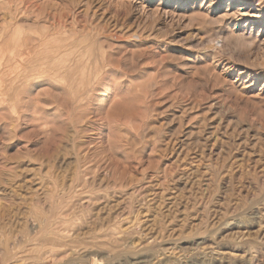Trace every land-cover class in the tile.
<instances>
[{"label":"rangeland","instance_id":"rangeland-1","mask_svg":"<svg viewBox=\"0 0 264 264\" xmlns=\"http://www.w3.org/2000/svg\"><path fill=\"white\" fill-rule=\"evenodd\" d=\"M26 35L55 69L0 87V264H264V0H0Z\"/></svg>","mask_w":264,"mask_h":264},{"label":"bare ground","instance_id":"bare-ground-1","mask_svg":"<svg viewBox=\"0 0 264 264\" xmlns=\"http://www.w3.org/2000/svg\"><path fill=\"white\" fill-rule=\"evenodd\" d=\"M29 36L30 35H26V39L24 40V37L23 39H20V40H16V41H13V42H10L9 43H6V44H3L0 46V75L2 77V81L0 82V87L2 86H6L5 85V80H4V77H8L10 75H15V78H14V81L17 83V82H26L27 83V79L28 77L26 75H28L29 73L31 74H40V75H43L44 76L46 75V71L50 73V70H53L55 69L54 66L52 65H46L45 62H44V57H40V55L38 57H36V54H35V57L33 56L32 53H36L37 50H41L40 49V46H36V45H30L29 41ZM39 38V37H38ZM37 40V39H36ZM40 41V40H39ZM71 42V41H70ZM37 43V41H36ZM67 44V43H66ZM21 45V46H19ZM68 45V44H67ZM55 51V50H54ZM77 51V50H76ZM69 52V49H66L64 48L62 50V57H64V55H67ZM106 52V51H104ZM56 54V53H55ZM105 54V53H104ZM106 55V54H105ZM103 56V54H102ZM71 57V56H70ZM78 57V56H77ZM88 57V56H87ZM86 57V58H87ZM106 57L105 56V60L103 62V65L101 67H99V70L97 73V76L94 78V79H91L90 81L86 82V87L88 86L89 89L91 90H96V89H99V88H106V86H108V82H107V79H108V73L111 72V71H115L116 69L118 70H121V72H118V73H122L123 75V70H122V67H120V65L118 63H115L112 58H107L108 60H106ZM69 58V57H68ZM67 58V59H68ZM91 58V57H90ZM78 59V58H77ZM76 59V60H77ZM103 59V58H102ZM75 60V59H73ZM85 60V59H84ZM87 60V59H86ZM47 61V60H46ZM100 61V59H99ZM61 62V61H60ZM74 62V61H72ZM70 62V63H72ZM76 62V61H75ZM72 63L73 65H68V64H62L61 66H57L56 68L57 69H60V72L61 75L63 74L64 77L67 76L69 74V72H72L73 73L76 71V63ZM86 62V61H85ZM91 62V61H90ZM102 62V61H101ZM100 62V63H101ZM81 63V61H80ZM80 63H78V66L80 67L81 65H79ZM50 64V63H49ZM83 64V63H82ZM89 64V63H88ZM91 64V63H90ZM54 65V64H53ZM86 65V63L84 64ZM96 66V65H95ZM85 68V67H84ZM83 68V69H84ZM92 68V67H91ZM49 69V70H48ZM28 71V72H25V71ZM79 70V69H78ZM54 71V70H53ZM56 71V70H55ZM85 71V70H84ZM84 71H80V74L81 76H84ZM89 71V69H88ZM91 71V70H90ZM36 72V73H35ZM77 72V71H76ZM87 72V71H86ZM25 73H28L26 75H24ZM78 73V72H77ZM76 73V74H77ZM88 73V72H87ZM86 73V74H87ZM95 73V71H94ZM113 73V72H112ZM60 74V73H59ZM58 74V75H59ZM111 74V73H110ZM117 74V73H116ZM49 75V74H48ZM55 75V74H54ZM57 75V74H56ZM74 75V74H73ZM125 75V74H124ZM123 75V76H124ZM29 76V75H28ZM52 76V75H51ZM94 76V75H93ZM5 77V79H6ZM50 77V75H49ZM55 77V76H53ZM75 77V76H74ZM72 78L75 80V78ZM87 77V76H86ZM117 77V76H115ZM114 77V78H115ZM31 78V77H30ZM29 78V79H30ZM120 78V77H119ZM32 79V78H31ZM66 79V78H65ZM64 79V80H65ZM87 79V78H86ZM118 79V77H117ZM71 80V79H70ZM10 81V80H9ZM78 81V80H77ZM87 81V80H86ZM31 82V81H30ZM29 82V83H30ZM120 82V81H119ZM8 83V82H7ZM69 83V82H68ZM117 83V82H116ZM13 84V83H12ZM25 84V83H24ZM78 85H85L84 84V81L81 80L80 82L76 83ZM111 85V84H110ZM116 85H121V83H118ZM15 86V85H14ZM16 87V86H15ZM11 88V87H10ZM87 88V89H88ZM13 89V88H12ZM79 90V89H78ZM30 92V91H29ZM28 94V93H27ZM80 94V93H78ZM80 96V95H79ZM75 99V98H74ZM80 99V98H79ZM79 101V100H78ZM77 101V102H78ZM71 103V102H70ZM74 105V104H73ZM84 111V110H83ZM81 112V111H80ZM84 114V113H82ZM117 120V119H116ZM75 145V144H74ZM83 168V167H82ZM87 174V173H86ZM79 179V178H78ZM78 182V181H77ZM75 183V182H74ZM76 184V183H75ZM74 184V186H75ZM73 186V185H72ZM79 186V184H78ZM74 188V187H73ZM81 189V188H80ZM79 189V190H80ZM76 190V189H75ZM75 192V191H74ZM76 195V194H75ZM93 196V195H92ZM91 198H94L92 197ZM74 197V196H73ZM54 201V200H53ZM67 207V206H66ZM46 219V218H45ZM48 222V221H47ZM46 225V224H45ZM43 228V227H42ZM71 228V227H70ZM69 232V231H68ZM114 232V231H113ZM72 233V232H71ZM58 236V235H57ZM56 238V237H55ZM53 238V239H55ZM63 238V237H62ZM57 239V238H56ZM61 239V238H60ZM52 240V239H51ZM53 241V240H52ZM51 241V242H52ZM54 243V242H53ZM57 243V242H56ZM63 243V242H62ZM65 243V242H64ZM58 244V243H57ZM61 244V243H60ZM71 244V243H70ZM62 245V244H61ZM67 245V244H65ZM73 245V244H71ZM75 246V245H73ZM58 247V246H57ZM65 247V246H64ZM68 247V246H67ZM65 249V248H64ZM72 249V248H71ZM68 250V249H66ZM70 250V249H69ZM64 251V250H63ZM71 251V250H70ZM30 252V251H29ZM69 252V251H68ZM67 252V253H68ZM24 254V253H23ZM66 254V253H65ZM69 254V253H68ZM71 254V253H70ZM14 255V254H13ZM49 255V254H48ZM45 260V259H44Z\"/></svg>","mask_w":264,"mask_h":264}]
</instances>
